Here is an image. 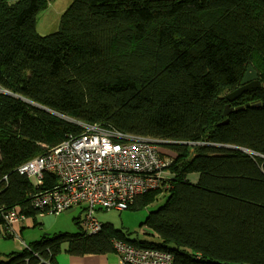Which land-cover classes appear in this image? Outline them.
Here are the masks:
<instances>
[{
    "label": "trees",
    "instance_id": "trees-1",
    "mask_svg": "<svg viewBox=\"0 0 264 264\" xmlns=\"http://www.w3.org/2000/svg\"><path fill=\"white\" fill-rule=\"evenodd\" d=\"M50 1L0 0V228L10 212L42 214L31 197L56 179L46 174L38 188L19 169L83 133L79 124L182 144L163 146L171 177L129 208L166 196L143 223L150 239L112 224L88 236L78 221V233L44 237L0 264L114 254V241L174 264H264V107L254 106L264 103V0H74L58 32L40 36ZM249 67L261 87L231 103L250 107L223 117Z\"/></svg>",
    "mask_w": 264,
    "mask_h": 264
},
{
    "label": "built area",
    "instance_id": "built-area-1",
    "mask_svg": "<svg viewBox=\"0 0 264 264\" xmlns=\"http://www.w3.org/2000/svg\"><path fill=\"white\" fill-rule=\"evenodd\" d=\"M79 125L83 133L70 135L44 155L22 165L19 172L32 179L38 188L48 185L46 174L54 176L53 187L32 195V206L41 215L83 207L82 230L92 236L103 230L97 211L129 210L138 196L157 190L171 177L167 169L172 160L161 153L166 141L133 138L110 128ZM24 219L17 212L8 213L6 229L11 230L14 223ZM113 245L122 264H174L173 256L166 252L137 249L121 241H114ZM33 257L37 260L35 264H55L39 253ZM25 264H31L30 260Z\"/></svg>",
    "mask_w": 264,
    "mask_h": 264
},
{
    "label": "rangeland",
    "instance_id": "rangeland-1",
    "mask_svg": "<svg viewBox=\"0 0 264 264\" xmlns=\"http://www.w3.org/2000/svg\"><path fill=\"white\" fill-rule=\"evenodd\" d=\"M74 0H51L46 10L42 11L37 18V32L40 36H46L58 32L63 13ZM187 180L191 184L199 182V174L188 175ZM166 196L161 195L149 208L141 210H127L122 213L118 211H99L96 217L103 224H112L116 229L123 230L129 234V238L137 237L150 239L149 231L144 228L143 223L151 211L163 206ZM25 216V215H24ZM84 218L82 207L72 212L62 214H43L26 217L12 225L11 230L2 228L0 237V263L9 261L10 256L22 253L28 246L41 241L44 237L53 238L59 235H71L82 230L78 221ZM77 222V223H76ZM147 232V233H146ZM67 248V244L63 243Z\"/></svg>",
    "mask_w": 264,
    "mask_h": 264
},
{
    "label": "water",
    "instance_id": "water-1",
    "mask_svg": "<svg viewBox=\"0 0 264 264\" xmlns=\"http://www.w3.org/2000/svg\"><path fill=\"white\" fill-rule=\"evenodd\" d=\"M260 87H261V83H260V81L258 79V73L252 67H249L247 69L244 77H243V80L241 81V84H240L239 88H237L235 91L229 93L226 96V100L229 102V104L225 107V110H224V113H223V117H228L234 111H239V110H242L245 107L246 108L250 107L251 105L250 104H247L245 107L232 108L231 107V103H233L234 101H236L239 97H241L246 92H248V91H250L252 89L260 88ZM27 102H29V103L37 106V107H40L43 110H46L44 107H41L39 105H36L35 103H32L30 101H27ZM254 106L264 107V103H257ZM46 111H48V110H46ZM227 123H228V120H225L220 125L227 124ZM175 144H182V143H172V142H163L162 143L163 146L175 145ZM220 147H223V146H220ZM228 148H230V149H237V148H234V147H228ZM72 211L73 210H70L67 213L72 212ZM1 233H2V229L0 228V237L2 236Z\"/></svg>",
    "mask_w": 264,
    "mask_h": 264
},
{
    "label": "crops",
    "instance_id": "crops-1",
    "mask_svg": "<svg viewBox=\"0 0 264 264\" xmlns=\"http://www.w3.org/2000/svg\"><path fill=\"white\" fill-rule=\"evenodd\" d=\"M83 209L84 208L82 207V212H83ZM99 211H102V210H99ZM55 260H56L55 264H122L120 257L117 253L108 254V255L73 256L64 250L62 251L61 254H59L56 257Z\"/></svg>",
    "mask_w": 264,
    "mask_h": 264
}]
</instances>
